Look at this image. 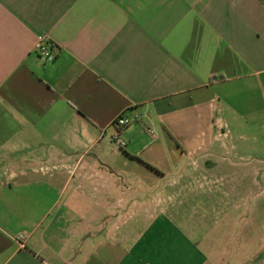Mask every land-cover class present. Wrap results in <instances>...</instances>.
<instances>
[{
	"label": "crops",
	"instance_id": "crops-1",
	"mask_svg": "<svg viewBox=\"0 0 264 264\" xmlns=\"http://www.w3.org/2000/svg\"><path fill=\"white\" fill-rule=\"evenodd\" d=\"M0 264H264V0H0Z\"/></svg>",
	"mask_w": 264,
	"mask_h": 264
},
{
	"label": "built area",
	"instance_id": "built-area-1",
	"mask_svg": "<svg viewBox=\"0 0 264 264\" xmlns=\"http://www.w3.org/2000/svg\"><path fill=\"white\" fill-rule=\"evenodd\" d=\"M34 50L37 52L39 56L44 58L47 61L53 60V54L51 52V49L47 45L45 39L43 36H37L36 42L34 44ZM135 120H138V116H134ZM130 123V120L128 117L120 115L115 120V125L117 127H124L127 126ZM149 134L152 135V132L149 131ZM113 140L119 145V147H123L124 143L121 142L117 136L113 137Z\"/></svg>",
	"mask_w": 264,
	"mask_h": 264
},
{
	"label": "rangeland",
	"instance_id": "rangeland-1",
	"mask_svg": "<svg viewBox=\"0 0 264 264\" xmlns=\"http://www.w3.org/2000/svg\"><path fill=\"white\" fill-rule=\"evenodd\" d=\"M146 210V209H145Z\"/></svg>",
	"mask_w": 264,
	"mask_h": 264
}]
</instances>
